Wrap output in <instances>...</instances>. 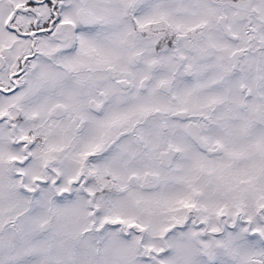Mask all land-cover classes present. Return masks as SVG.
I'll use <instances>...</instances> for the list:
<instances>
[{
    "label": "rangeland",
    "instance_id": "1",
    "mask_svg": "<svg viewBox=\"0 0 264 264\" xmlns=\"http://www.w3.org/2000/svg\"><path fill=\"white\" fill-rule=\"evenodd\" d=\"M244 2L245 12L255 6L262 15L240 22L264 28V0ZM149 4L141 14L148 27L118 25L104 40L102 59L114 71L105 114L70 113L51 127L45 107L59 102L41 97L37 121L22 122L23 131L35 130L34 145L0 146V264H264V52L245 54L242 65L232 60L229 46L237 43L224 36L231 26L221 18L238 11L221 0ZM145 76L151 83L141 88ZM122 77L139 80L136 88L116 85ZM227 108L242 128L230 132L226 150L205 162L197 148L191 177L159 165L157 155L168 152L163 125H183L173 112ZM81 120L89 121L84 147L76 144ZM134 125L147 141L128 132ZM112 136L106 156L93 154L102 148L97 138ZM133 164L140 174H132Z\"/></svg>",
    "mask_w": 264,
    "mask_h": 264
},
{
    "label": "flooded vegetation",
    "instance_id": "2",
    "mask_svg": "<svg viewBox=\"0 0 264 264\" xmlns=\"http://www.w3.org/2000/svg\"><path fill=\"white\" fill-rule=\"evenodd\" d=\"M150 1L0 0V134L6 135V140H1L0 146L4 143L25 147L34 145L35 130L23 131L22 122L26 118L28 122L37 121V112L40 113L38 110L42 111V108L36 106L45 103L41 97L56 99L59 102L54 106V110L53 105L49 107L48 103L45 107V112L51 111L48 119L51 127L54 122L70 113L81 117L78 112L87 114L91 111L98 118L105 114L108 103L114 96V90L105 87H110L109 80L112 75L114 77V71L111 63L102 59L108 58L104 40H109V37L115 34L118 25L127 28L130 26L132 31L135 25L141 24L142 29L148 27L150 21L141 19V14ZM221 1L229 4L231 10L238 11L237 14L227 12L221 18L230 22L231 26L225 30L224 36L237 43L236 46H229L232 60L242 65L241 59L245 54L250 56L248 54L255 49L260 56L263 55L264 28L257 29V24H250L251 28H246L244 23L240 22L245 18L249 21L259 20L262 14L255 6L245 12V0ZM232 17H236L234 23L237 26H243L241 29L236 30L231 25ZM135 20L138 22L134 25ZM157 33L161 36L163 30L158 29ZM155 65L157 66V62L153 63V67H156ZM63 70L72 71L67 75ZM115 80L116 77L114 83ZM138 82L139 80L132 84L128 78L122 77L116 85L129 88L132 84L135 89ZM150 83L151 79L147 76L139 82L141 88L148 87ZM161 87L169 91L168 86ZM29 117H34V120ZM171 117L179 118L183 125L172 131L170 126L163 125L164 130H161L165 133V148H168V152L158 154L156 158L162 168L174 167L172 175H180L178 178L191 177L188 175V168L195 163L193 154H198L197 148L206 154L202 156L203 161L213 159L216 150H226L228 147L230 132H239L242 128L241 117L229 108L220 111L212 109L208 114L198 116L179 111L173 112ZM166 118L168 117L165 116ZM87 122L89 121L81 120L75 128L78 138L76 144L83 147L87 133L83 125ZM139 127L143 126L134 125L128 132H136ZM141 132H136L137 137L146 140L147 136ZM28 133L31 135H27ZM124 133L127 131H121L115 139L121 138ZM112 139L113 136L101 142L102 140L97 138L96 145L102 148L97 147L93 154L106 156ZM104 143L106 145L102 146ZM141 146L143 155L148 158L146 143L142 142ZM17 162L21 163V160L13 158L15 171L18 170ZM137 169L133 164L132 174H140L139 171L134 172ZM15 173L20 175V172ZM45 180H48V176L43 181ZM39 182L42 181L34 180V187H38ZM25 189L29 190L27 185ZM55 191L61 194L57 189Z\"/></svg>",
    "mask_w": 264,
    "mask_h": 264
},
{
    "label": "water",
    "instance_id": "3",
    "mask_svg": "<svg viewBox=\"0 0 264 264\" xmlns=\"http://www.w3.org/2000/svg\"><path fill=\"white\" fill-rule=\"evenodd\" d=\"M165 89H167V88H165Z\"/></svg>",
    "mask_w": 264,
    "mask_h": 264
}]
</instances>
